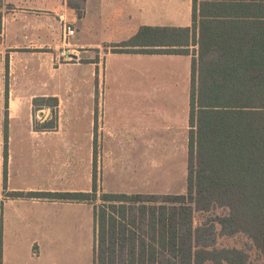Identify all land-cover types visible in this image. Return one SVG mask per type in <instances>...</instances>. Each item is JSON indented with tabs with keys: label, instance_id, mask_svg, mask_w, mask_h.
<instances>
[{
	"label": "trees",
	"instance_id": "trees-1",
	"mask_svg": "<svg viewBox=\"0 0 264 264\" xmlns=\"http://www.w3.org/2000/svg\"><path fill=\"white\" fill-rule=\"evenodd\" d=\"M192 19L111 45L112 53L193 55L186 193L99 194L95 171L91 192L28 194L95 204L94 264H264V0H193ZM33 104L55 108L58 99ZM197 215L208 217L197 225ZM239 235L254 258L219 245Z\"/></svg>",
	"mask_w": 264,
	"mask_h": 264
},
{
	"label": "rangeland",
	"instance_id": "rangeland-1",
	"mask_svg": "<svg viewBox=\"0 0 264 264\" xmlns=\"http://www.w3.org/2000/svg\"><path fill=\"white\" fill-rule=\"evenodd\" d=\"M73 5L83 7L81 0H68L63 12H48L43 18L48 28L43 38L16 33L15 27L25 28V19H16L5 6L0 11L4 18L0 34V252L3 207L5 202L15 198L10 187L21 191L20 197L26 198L25 203L20 204L24 205L21 213L25 214L30 227L39 225L36 219L43 208H50L51 214L57 213L56 220L52 217L50 223L41 225L45 226L48 251L52 250L58 257L68 232L71 234L75 228V224L63 220L65 209L79 207L51 205L41 208L28 199L29 192L82 188L94 168L99 194L164 195L183 194L187 190L188 146L104 147L98 144L93 147L97 156L92 159L91 169L87 145L91 138L90 100L95 93L99 98L105 90L106 58L112 54V47L110 44L101 46V50L90 47L87 28L78 23L81 13L70 10ZM65 26L73 27L75 35L68 36ZM35 41L38 45H32ZM36 98H57L58 105L36 110L33 104ZM96 116L99 139V129L103 127L99 109ZM49 122L52 128H45ZM57 139L82 143L64 148L53 143L45 146L43 142ZM68 150L71 153L64 152ZM70 155L71 164L75 166L72 176L66 173L63 165ZM207 217L197 215L195 223L198 225ZM31 230L30 235L23 233L24 239L42 236L37 229ZM20 236L14 234L15 238ZM219 245L242 247L254 258L250 241L242 235L221 237Z\"/></svg>",
	"mask_w": 264,
	"mask_h": 264
},
{
	"label": "crops",
	"instance_id": "crops-1",
	"mask_svg": "<svg viewBox=\"0 0 264 264\" xmlns=\"http://www.w3.org/2000/svg\"><path fill=\"white\" fill-rule=\"evenodd\" d=\"M67 1L0 0V11L5 6L10 8L16 19H25V28L15 27L16 33L39 35L43 38L42 36H46L48 32L43 18L50 11L56 14L63 12ZM81 2L83 7L73 5L70 10L73 12L79 10L81 13L78 23L82 28H87L89 44L94 50H101V46L104 45L129 40L142 27L189 28L193 24V0H81ZM1 19L4 18L0 15V34ZM32 45H38V42L35 41ZM192 58V54L127 53H112L106 58V73L103 79L105 90L101 92L99 98L95 93L90 100L91 138L87 145L90 147L91 169L92 159L97 156L93 147L98 144L104 147L189 146ZM98 109L102 116L100 121L103 120V127L99 129V139L96 124ZM43 142L46 143L45 146L53 143L54 146L64 148L79 146L82 143L80 140L68 139ZM64 152L71 153L70 150ZM71 162L72 155L63 162L69 176H72L75 170ZM95 171L97 173L94 168V172H91L82 188L31 192H91ZM8 189L21 195V191L12 187ZM25 199L15 197L4 204L0 264H94L95 204L28 198L32 204L41 208L51 205L79 207L74 210L65 209L63 220L75 224V228L71 234L68 232L65 245L58 257L57 253L48 251L46 232L43 231L45 226L41 225L43 222L50 223L52 217L56 220L57 213L54 211V214H51L50 208L48 210L43 208V212L36 219L39 225L30 227L25 214L21 213V207L24 205L20 204L25 203ZM33 199L46 201H32ZM34 228L42 236L24 239L23 233L28 232L30 235L31 229ZM14 234L21 236L15 238Z\"/></svg>",
	"mask_w": 264,
	"mask_h": 264
},
{
	"label": "built area",
	"instance_id": "built-area-1",
	"mask_svg": "<svg viewBox=\"0 0 264 264\" xmlns=\"http://www.w3.org/2000/svg\"><path fill=\"white\" fill-rule=\"evenodd\" d=\"M66 34L71 37L75 35V30L71 26H66Z\"/></svg>",
	"mask_w": 264,
	"mask_h": 264
}]
</instances>
